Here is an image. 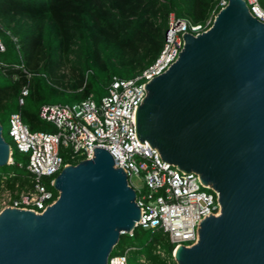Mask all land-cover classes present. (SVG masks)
<instances>
[{"label":"water","instance_id":"obj_1","mask_svg":"<svg viewBox=\"0 0 264 264\" xmlns=\"http://www.w3.org/2000/svg\"><path fill=\"white\" fill-rule=\"evenodd\" d=\"M183 38L177 59L145 83L136 133L164 160L199 173L221 211L201 221L198 240L179 245L174 260L264 264V22L245 0H227L206 30ZM11 154L0 122V167ZM52 186L58 197L42 213L0 211V264H108L140 217L127 173L97 147Z\"/></svg>","mask_w":264,"mask_h":264},{"label":"trees","instance_id":"obj_2","mask_svg":"<svg viewBox=\"0 0 264 264\" xmlns=\"http://www.w3.org/2000/svg\"><path fill=\"white\" fill-rule=\"evenodd\" d=\"M220 8V0H0L5 46L0 51V122L14 159L5 165L6 172L0 170L1 177L7 175L6 185L33 187L31 175L16 160L22 155L26 161L27 155L7 138L13 112H21L31 130L56 131L40 117L44 105L89 96L100 101L114 77L131 79L154 63L171 18L205 25ZM61 154L71 160L69 149L62 148ZM52 178L43 182L57 198ZM132 232L121 234L110 256L131 247L129 264H177L167 233L142 226Z\"/></svg>","mask_w":264,"mask_h":264},{"label":"built area","instance_id":"obj_3","mask_svg":"<svg viewBox=\"0 0 264 264\" xmlns=\"http://www.w3.org/2000/svg\"><path fill=\"white\" fill-rule=\"evenodd\" d=\"M245 1L250 12L264 22V6L260 1ZM226 4L227 0H220V7ZM211 21L212 18L203 25L171 18L164 47L154 63L131 79L114 77L108 93L100 101L89 96L78 102L44 105L40 117L56 127L54 132L31 130L21 112H13L9 135L18 151L27 155V163L18 165L24 166L31 175L33 187L20 189L16 185L11 189L5 183L7 175L1 177L0 172L1 210L18 207L42 213L56 200L43 178L53 177L50 181L53 185L54 177L64 166L93 158L95 148L102 147L113 156L115 167L127 173L129 184L136 191L140 208L137 226L167 233L175 244L173 259L179 245L194 244L199 238L201 221L221 211L219 193L205 184L199 173L164 160L156 147L146 140L141 142L136 133V110L147 94L145 83L177 59L184 44L183 34H198ZM3 50L5 46L0 40V51ZM27 93L24 87L23 94ZM20 101L23 103L22 98ZM62 148L70 150L69 162L64 160ZM10 163H14L12 154ZM130 251L131 247H126L123 252L110 256L108 264H129ZM142 261L147 262L144 258Z\"/></svg>","mask_w":264,"mask_h":264},{"label":"rangeland","instance_id":"obj_4","mask_svg":"<svg viewBox=\"0 0 264 264\" xmlns=\"http://www.w3.org/2000/svg\"><path fill=\"white\" fill-rule=\"evenodd\" d=\"M9 127H10V124L8 125V127H7V138L9 139V141L12 143V145L15 147V142L13 141V139L9 136V133H8V131H9ZM17 160V162L18 163H22V164H26L27 163V160L25 161V158L22 156V155H19L18 156V158L16 159ZM5 167L6 166H1L0 167V170L2 171V172H6V171H4L5 170ZM136 182H138V180L135 178L134 179ZM0 211H1V208H0Z\"/></svg>","mask_w":264,"mask_h":264},{"label":"bare ground","instance_id":"obj_5","mask_svg":"<svg viewBox=\"0 0 264 264\" xmlns=\"http://www.w3.org/2000/svg\"><path fill=\"white\" fill-rule=\"evenodd\" d=\"M176 251V250H175Z\"/></svg>","mask_w":264,"mask_h":264},{"label":"clouds","instance_id":"obj_6","mask_svg":"<svg viewBox=\"0 0 264 264\" xmlns=\"http://www.w3.org/2000/svg\"><path fill=\"white\" fill-rule=\"evenodd\" d=\"M166 31V30H165Z\"/></svg>","mask_w":264,"mask_h":264}]
</instances>
